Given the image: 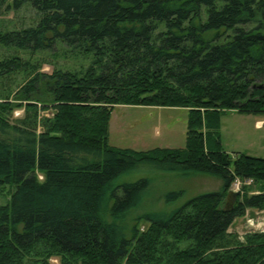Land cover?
<instances>
[{
  "label": "trees",
  "instance_id": "trees-1",
  "mask_svg": "<svg viewBox=\"0 0 264 264\" xmlns=\"http://www.w3.org/2000/svg\"><path fill=\"white\" fill-rule=\"evenodd\" d=\"M5 2L31 5L37 21L0 31L1 46L27 53L0 58V77L23 76L0 88V186L13 189L0 264H264V231H230L264 209V157L229 153L221 135L224 112L264 114V0ZM52 52L48 72L37 54ZM120 104L187 108L185 147L111 145ZM144 166L223 184L128 229L150 179H117ZM237 178L253 181L227 208Z\"/></svg>",
  "mask_w": 264,
  "mask_h": 264
},
{
  "label": "rangeland",
  "instance_id": "rangeland-1",
  "mask_svg": "<svg viewBox=\"0 0 264 264\" xmlns=\"http://www.w3.org/2000/svg\"><path fill=\"white\" fill-rule=\"evenodd\" d=\"M8 2L0 5V31L20 29L33 25L37 21L33 7L23 4L20 8L10 7ZM18 53L26 56L22 50L0 45V58ZM50 54L39 53V58L47 61L43 70L51 72L56 58ZM54 55V54H53ZM59 62H70V59L60 57ZM72 62H77L72 60ZM22 75H4L0 77V88L17 89L22 83ZM43 113L50 114L45 111ZM188 109L185 107H163L152 105L115 106L109 122V142L111 145L135 150H148L156 147H185L188 130ZM24 108L18 107L14 117H21ZM264 114L240 113L235 110L221 114L222 144L226 151L243 152L264 157ZM42 174L40 178H42ZM142 177L150 179V186L142 196L138 207L133 209L126 218L128 229L135 218L145 212H170L188 199L201 193L220 190L222 180L216 176L203 173L180 174L172 170L156 167H141L120 176L118 182L135 181ZM252 183V179L245 182ZM13 189L10 186H0V204L10 199ZM171 191L183 193L175 200L168 202L166 194ZM145 224H143V227ZM231 232L243 237L253 231H264V209H248L244 216L238 217L230 227ZM57 261V259H54Z\"/></svg>",
  "mask_w": 264,
  "mask_h": 264
},
{
  "label": "water",
  "instance_id": "water-1",
  "mask_svg": "<svg viewBox=\"0 0 264 264\" xmlns=\"http://www.w3.org/2000/svg\"><path fill=\"white\" fill-rule=\"evenodd\" d=\"M238 194H239V191L234 190V189L230 190L228 194V198H227V208L230 207L234 203Z\"/></svg>",
  "mask_w": 264,
  "mask_h": 264
},
{
  "label": "built area",
  "instance_id": "built-area-1",
  "mask_svg": "<svg viewBox=\"0 0 264 264\" xmlns=\"http://www.w3.org/2000/svg\"><path fill=\"white\" fill-rule=\"evenodd\" d=\"M244 183H245V184H249L250 181H249V182H245V181L243 182V181H241L239 178H237V179L234 181V183L232 184V189L239 191Z\"/></svg>",
  "mask_w": 264,
  "mask_h": 264
},
{
  "label": "crops",
  "instance_id": "crops-1",
  "mask_svg": "<svg viewBox=\"0 0 264 264\" xmlns=\"http://www.w3.org/2000/svg\"><path fill=\"white\" fill-rule=\"evenodd\" d=\"M261 122H264V120H260V123H261Z\"/></svg>",
  "mask_w": 264,
  "mask_h": 264
}]
</instances>
